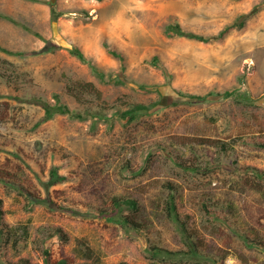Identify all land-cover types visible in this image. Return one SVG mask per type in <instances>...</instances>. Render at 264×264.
<instances>
[{"label":"rangeland","instance_id":"1","mask_svg":"<svg viewBox=\"0 0 264 264\" xmlns=\"http://www.w3.org/2000/svg\"><path fill=\"white\" fill-rule=\"evenodd\" d=\"M0 12L49 38L0 17L3 46L40 51L0 49V264H47L50 239L53 257L72 264H264V176L246 169L264 171V0H0ZM241 20L211 41L169 33L179 22L214 36ZM52 42L56 48L45 50ZM105 42L126 54L127 82H103L70 50L79 46L115 73L119 61ZM139 83L153 88L139 90ZM229 88L236 93L198 101L179 94ZM55 94L72 108L110 114L160 103L129 122L61 113L44 119L34 99L56 103ZM55 166L69 179L51 183ZM172 195L180 221L168 212ZM115 196L138 201L123 213L138 219L139 230L96 212ZM152 246L180 253L153 258Z\"/></svg>","mask_w":264,"mask_h":264},{"label":"trees","instance_id":"2","mask_svg":"<svg viewBox=\"0 0 264 264\" xmlns=\"http://www.w3.org/2000/svg\"><path fill=\"white\" fill-rule=\"evenodd\" d=\"M258 10V7H256L253 11L249 12V15H253L256 11ZM0 17H5L10 19L11 21L21 24L23 25L25 28L29 29L30 31L34 32L36 35L42 37L46 42L49 41V38L42 35L40 32L35 31L34 29H32V27L28 24H26L25 22H20L17 19H15L12 15H9L7 13L4 12H0ZM55 19L57 18V13H55ZM245 20L247 18H244ZM245 20H241L239 23L237 21H232L230 22V24L228 23L226 25V27H224L217 35L214 36H207L201 33H197V32H192V31H187L185 30L182 25L177 22V23H172L171 25H169V33L170 34H179V35H184L187 37H191V38H195L198 40H202V41H211L212 39L215 38H223L233 27L237 26V25H243ZM49 43V42H48ZM105 46L107 51L111 54V56H114L116 59H118L119 61V68L117 69V71H115V73H108L106 72L103 68L99 67L98 65H96L95 63L92 62V60L87 56V54L79 47L76 45H70V50L76 54L78 57H80L82 60L87 61L88 63L91 64L94 72L100 77L101 80H103V82L105 80H107V78L111 77V76H115V80L118 83H125L128 81V79L124 76V72L127 69V57L126 54L124 53V51L120 50L118 47H116L115 45H110L107 42H105ZM56 48L55 43H50L48 44V47L45 50H54ZM0 49L5 50L9 53H15L18 55H30L33 53H37L40 51H10L9 48L3 46L0 43ZM44 50V51H45ZM152 61L157 65L158 64V57H154L152 59ZM165 72H166V77L167 80L169 81V83L171 84L173 82V74L168 71V69L164 68ZM118 72V73H117ZM121 73V75L119 74ZM93 85L91 83H81L80 86L86 87ZM136 85V84H135ZM137 88L139 90L142 91H148L151 88H153V85L149 86L146 83H139L137 84ZM151 87V88H150ZM77 87H73L70 86V89L72 92H74L76 90ZM237 88H229L227 90H225L223 93H221L220 91L218 92H210L208 94L202 95V94H186L183 92H179L180 95L182 96H188L190 97V100H194L197 101L198 100H204L206 99L209 94L213 95V94H224L226 96L229 95H233L236 93ZM242 95L243 98H245L246 100H251L253 97H251V95L249 93H240ZM56 96V103H52L51 101H49L48 99H45L43 97H36L34 99V101L36 103H38L39 105H41L44 109H45V114H44V119H49L52 118L54 115L61 113V114H69L72 117H76V118H87V117H94V120H100V119H105V120H109L110 118H113L115 116H118L120 119H122L125 122H129L132 121L134 118H137L139 115L150 112V110L154 107H156L159 103L160 100H156L152 103H133L131 104L127 109L123 110V109H117L113 114H110L109 111L106 110V108L104 107H96V106H87L85 107V109H78V108H72L68 103L62 102L60 100V96L58 94H55ZM177 102V101H175ZM182 138L184 139L185 142H187V140H200L203 142H209L211 144L216 143V139L211 138V137H201V138H195V137H189L187 135H181ZM221 147L223 149H228L229 145L227 143H223L221 145ZM182 165H185V163H181ZM247 170L251 171L252 173H256L257 175H261L264 176V171H260L254 167H250L248 166L246 168ZM69 179V175L64 174V173H60L58 170V166H55L52 168L51 170V174H50V180L51 183L53 184H58L61 183L63 181H66ZM3 201L0 200V204ZM54 204H56V206H58L59 209L61 210H66V211H70V212H76L77 209H74L72 207H67L65 205H60L57 202H55ZM208 205V204H207ZM205 205V206H207ZM126 208H131L133 210H136L137 208H139V203L136 199L134 198H126V197H121V196H115L112 198L111 201V207L107 208V209H98L96 212H98L99 214L101 213V215L107 217L108 219L115 221L117 223L120 224V226L122 227H128L130 229H140L141 225L140 222L138 221V219H136L134 216H130L128 214H124V210ZM207 208V207H205ZM168 212L170 214V216H172L175 220L180 221V216H179V212L177 209V205L175 203V195H172L168 204ZM0 213H3L2 209H0ZM117 229V227H116ZM58 233H60V235H63V232L59 229L57 231ZM257 242V241H256ZM258 244H261L259 242H257ZM50 244H52L51 239L48 241V245L46 247L45 253H46V263L47 264H72V261L70 259L67 258H63V259H56L53 257V253L50 251ZM264 246V245H263ZM151 251V255L153 258H157L159 255L164 254V253H168V254H179L180 251H168L166 249L157 247V246H152L150 248ZM193 253H197L198 249L195 248V251H191ZM2 264H32L29 260H23V262H3ZM84 264H90V263H84ZM120 264H128L126 262H122Z\"/></svg>","mask_w":264,"mask_h":264},{"label":"water","instance_id":"3","mask_svg":"<svg viewBox=\"0 0 264 264\" xmlns=\"http://www.w3.org/2000/svg\"><path fill=\"white\" fill-rule=\"evenodd\" d=\"M57 0H50V3L53 4L55 3Z\"/></svg>","mask_w":264,"mask_h":264}]
</instances>
